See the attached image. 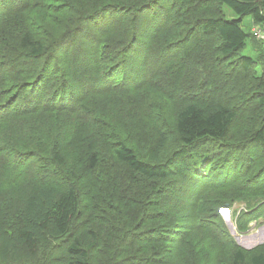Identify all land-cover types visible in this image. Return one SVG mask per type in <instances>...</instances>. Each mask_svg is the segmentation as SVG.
<instances>
[{
    "label": "trees",
    "instance_id": "1",
    "mask_svg": "<svg viewBox=\"0 0 264 264\" xmlns=\"http://www.w3.org/2000/svg\"><path fill=\"white\" fill-rule=\"evenodd\" d=\"M84 1L0 0V158L7 167V183L22 180L25 187L10 224L4 227L0 219V264H42L47 253L59 264H100L105 259L108 264H170L174 257L181 259L178 264H187L186 260L209 264V247L196 245L192 234L205 231L209 235L217 229L218 236L228 235L218 209L229 208L237 200L223 198V191L243 180L244 188L238 189L248 188L244 191L254 194L240 199L246 209L239 213L237 225L242 218L249 222L264 217V195L258 193L264 189V163H253L256 153L264 152V121L244 139H235L233 134L227 137L250 99L264 108V70L258 76L251 72L264 68V51L256 47L254 34L242 27L244 18L250 17L264 28V0ZM249 42L256 56L242 52ZM113 56L116 60L104 63ZM226 60L237 63L236 70L227 64L236 77L250 75L248 85L226 90L233 74L225 76ZM133 72L143 74L138 84L163 86L164 95L178 105L172 131L179 147L170 155L159 159V143L140 156L122 136L114 137L112 149L118 163L140 179H131L132 185L145 188L142 183L148 184L143 192L134 191L136 200L151 193L158 196L155 218L163 221L153 226L142 214L130 222L128 232L110 223L103 229L92 223L85 226L79 223L83 213L78 188L56 182L51 170V165L65 167L66 160L63 149L52 144L55 137L48 123L59 125L58 134H65L75 150L83 148L88 137L79 136L70 122L85 110L96 114L92 121L99 122L98 98L110 97L120 115L133 101L151 108L144 98L133 97ZM130 128L139 131L143 127L139 120ZM161 128L163 132L158 129L157 134L167 135L165 127ZM202 141L211 144L206 149L211 153L198 149ZM250 147L252 152L245 159ZM99 152L90 154L86 162L95 172L93 181L101 176ZM209 165V175L208 171L204 174ZM26 177L31 181L24 182ZM198 182L202 191L190 192ZM211 192L218 195L212 203L208 201ZM185 198L192 203V213L179 221L176 218L185 213L180 206ZM162 227H167L165 235L182 245L160 256V242L168 246L166 241L157 238L154 248L145 243L147 238L152 242L153 233L156 236ZM106 230L113 232L115 242L107 239ZM134 237L150 253H119ZM230 241L227 264H264V243L247 250L231 236ZM105 246L112 249L111 254ZM211 259V264H223Z\"/></svg>",
    "mask_w": 264,
    "mask_h": 264
},
{
    "label": "rangeland",
    "instance_id": "2",
    "mask_svg": "<svg viewBox=\"0 0 264 264\" xmlns=\"http://www.w3.org/2000/svg\"><path fill=\"white\" fill-rule=\"evenodd\" d=\"M79 1L82 4L85 3L84 0ZM224 13L228 17L232 16L230 11L225 10ZM253 26L254 24L251 21V18L245 17L242 22L243 29L247 32H250ZM258 40L259 39L253 40L255 41L256 47L260 52L264 51V43L262 44L263 40H259L260 42ZM248 44L249 45L242 52L250 53L256 56L257 54L253 50L254 48L252 43L249 42ZM114 60H116V58L113 56L111 60L104 63H110ZM227 64L234 66L235 70L238 68L237 63H233L232 60L223 61V72L225 73V76H230L231 73H233L229 77L228 81V84H230L231 87H226V90L229 91L230 88L233 89V87H235L236 85H238V87L243 84L248 85L250 81V75H247V78H245L243 75H239L236 77V74H234L235 71L233 72L232 66H228ZM230 67L232 68V70L228 71ZM263 70L264 68L259 66L258 68H254V70H252L251 72L254 73V76H258L263 72ZM133 76L136 79L134 81L135 87H133L132 89V92L134 93L133 97L141 100L142 98H144L148 101V103H151V108L148 105H143V103L141 102L133 101L127 104L124 109L125 113H123V115H120L118 112H115L114 107L111 105L112 101L110 97H106L101 94L104 97L98 98L99 108L97 109V113L101 116V120L99 122L97 120L92 121V119L96 117V114L91 113L92 111L88 112L86 110L83 111V113H81L80 115H77L70 122V124L73 126V130H78L79 136L85 135L88 137V141L85 143L83 148L72 150L66 135H60V133L58 134V131L61 130L59 129V125H57L56 123H48V129L51 134L54 133L53 137H55L52 144L57 148L63 149L62 153L66 160L65 167L59 168L53 167V165H51V170L56 175V182L64 186L68 183H71L78 188L77 191L81 206L80 210L83 213V217L79 221V223L85 222L86 224L83 223L85 226H89L92 223L96 228L99 227L103 229V226L110 223L112 227L118 225L126 229L131 225L130 222L138 220V217L142 214L151 219L150 224H152L153 226H156L158 222L163 221L162 218H155L156 216H158V213L156 212H158L160 208V205H157L156 202L158 196L151 193V196L141 195L139 202L136 200L134 191L143 192L148 188V184L146 182L142 183L145 188L139 187L135 184L132 185L130 182L131 179H140L131 174L125 164L118 163V160L113 157L112 149L114 147V137L116 136V138H118V136H122V140L124 141V143L134 148L140 156H146L148 154V151H150V149L153 147H158L159 143L162 144L159 153V159H163L164 157L170 155L173 149H176L177 146L179 147V144L176 142L177 139L174 134L175 132L172 131V124L174 122L173 113H175V109L178 107V105H176V107L171 98L164 95L163 86H148V84L143 85V83L138 84L143 81V74L133 72ZM191 79H193V76H191ZM204 88H207V86H204ZM235 101H237L236 97ZM157 113L160 118L157 117ZM159 119L161 125L158 124ZM139 120L140 123H142L143 128H141L139 131L132 130L130 126H132L134 123H137ZM261 120L264 121V108L258 105L256 99H250L248 101V107L244 110L242 117L234 123L230 130V134H228L227 137L233 134V137L235 139H244V137L248 136V131L253 126L258 124ZM65 126L67 125L65 124ZM161 127H165L164 131H166L167 135H163V129ZM158 129L162 130V132L158 131L157 134ZM207 144V141H202V143H199L197 147L200 146L198 147V149L205 153H211V150H206L208 149ZM10 148L14 153L17 151L11 146ZM97 150L100 151L99 170L101 176L100 178H96L93 181V175L95 174V172L88 169V167L86 166V162L88 163V156L94 152H97ZM251 152L252 147H250L245 152V159ZM253 163L256 166L263 165V151L259 150V153H256V158L254 159ZM4 165V160L0 158V187H3L0 188V190H2V192L0 193V204H2V208H0V219H2V221L4 222V227H7L8 224H10L11 217L18 211V206L23 201V192L25 191V187L22 185V180L17 183H7L5 177L8 171L7 167ZM201 168L203 169V166ZM207 171L209 175L211 171L210 165L203 170V173L206 174ZM31 173H22V175L26 176L30 175ZM206 180L207 179L204 180L203 184L206 183ZM30 181L31 179H29L28 177L24 178V182L28 183ZM244 186V181L240 180V182L233 184L229 189L223 191V198L225 196L227 199L237 200L235 201L237 203H234L229 208H223V206L219 207L218 209L225 226V231L228 234L227 236L224 232L223 237L218 236L217 229H214V231L209 235H207L205 231H200L196 233V235L192 232V236L195 238L196 245L202 246L204 248L209 247V251L207 252L209 264H211L212 262L211 256L215 259H219V261L223 262V264H227L231 256V251L228 247V245H232L230 236L237 243L235 237L230 233L226 220L223 216V214L226 212V209L229 210L230 222L235 228V234L242 236L241 238H246V240H249L247 242H251L254 239L260 240L264 238L263 216V218L259 217L260 219L257 217L256 219L253 218L249 222H247L246 219L242 218L237 225V217L239 213L246 209L245 201H240V199L244 196H254L252 191L245 192L249 190L248 188H245V191L243 189H238L240 187L244 188ZM193 189L195 190V192H198L199 190L202 191L200 182L195 184L194 187L190 189V192ZM168 193L171 194V192ZM258 193L264 195V189H259ZM217 196L218 195L211 192L208 195V201L212 203L214 201L212 199ZM191 204L192 203L190 202V199L185 198V203H181L180 205L181 210L185 213H182V215H179L176 219H178L179 221H184V218L188 217L187 214L192 213V211L190 210ZM166 228L167 227H162L161 229H158L155 233L156 236L153 233L152 242L150 238H147V243H145L146 245H152L154 248V246H157L158 244L157 238H162V240L166 241L168 246H166L164 243L160 242L161 240H159L160 245L163 247L160 256L169 255L173 250V248L171 247L177 248L182 245L178 242L179 240L177 238L173 241L171 237H168L169 235H165V230H167ZM129 230L130 229L128 228L125 232H128ZM259 233H261V236H259ZM253 234H257L258 236L253 238ZM114 236L115 235L111 230H106L107 239L115 242ZM128 242L130 244L124 245V247L119 250V253L121 252V250L126 252V254H128L130 251L134 252L135 250L145 252L143 251L144 247H142L136 237H134L132 240H128ZM263 243H260L250 249H257V247H259ZM236 245L242 247L243 249H247L239 243H237ZM105 249L108 254L112 253V249L109 246H105ZM145 253H150V251L148 250ZM47 255L48 256L44 255L41 258L42 264H48L49 260V264H59V260L50 259L51 253H47ZM156 256L159 257V254H157ZM180 260L181 259L174 257L170 260V264H178ZM109 262L110 261H106L105 259L101 260L100 264H108ZM186 262L188 264L187 260ZM95 264H97V261L95 262Z\"/></svg>",
    "mask_w": 264,
    "mask_h": 264
},
{
    "label": "water",
    "instance_id": "3",
    "mask_svg": "<svg viewBox=\"0 0 264 264\" xmlns=\"http://www.w3.org/2000/svg\"><path fill=\"white\" fill-rule=\"evenodd\" d=\"M225 211L226 212L223 214V216H224V218L226 220V223H227V226H228V228L230 230V233L235 237L237 243L241 244L243 247H246L247 249H250V248H252V247H254V246H256V245L264 242V238L263 239H260V240L254 239L251 242H247L249 240H246V238H241L242 236L235 234L236 233L235 228H234V226L230 222V213H229V210L226 209ZM260 234L261 233H259V236H261ZM257 236H258L257 234H253V238L254 237H257Z\"/></svg>",
    "mask_w": 264,
    "mask_h": 264
},
{
    "label": "built area",
    "instance_id": "4",
    "mask_svg": "<svg viewBox=\"0 0 264 264\" xmlns=\"http://www.w3.org/2000/svg\"><path fill=\"white\" fill-rule=\"evenodd\" d=\"M252 33L254 34V36L259 39V40H263L264 41V28L259 27V26H255L252 29Z\"/></svg>",
    "mask_w": 264,
    "mask_h": 264
},
{
    "label": "crops",
    "instance_id": "5",
    "mask_svg": "<svg viewBox=\"0 0 264 264\" xmlns=\"http://www.w3.org/2000/svg\"><path fill=\"white\" fill-rule=\"evenodd\" d=\"M251 21H252V20H251ZM253 24H254L253 28H254L255 26H259V25H255V23H253ZM259 27H260V26H259ZM253 28H252V29H253ZM251 32H252V30H251Z\"/></svg>",
    "mask_w": 264,
    "mask_h": 264
}]
</instances>
